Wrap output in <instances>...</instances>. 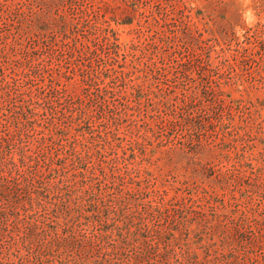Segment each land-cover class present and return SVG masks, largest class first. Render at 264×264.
<instances>
[{
	"label": "rangeland",
	"instance_id": "374dc122",
	"mask_svg": "<svg viewBox=\"0 0 264 264\" xmlns=\"http://www.w3.org/2000/svg\"><path fill=\"white\" fill-rule=\"evenodd\" d=\"M0 264H264V0H0Z\"/></svg>",
	"mask_w": 264,
	"mask_h": 264
},
{
	"label": "trees",
	"instance_id": "16d2710c",
	"mask_svg": "<svg viewBox=\"0 0 264 264\" xmlns=\"http://www.w3.org/2000/svg\"><path fill=\"white\" fill-rule=\"evenodd\" d=\"M90 206L92 207V210H98V206H97V204L96 203H90Z\"/></svg>",
	"mask_w": 264,
	"mask_h": 264
}]
</instances>
